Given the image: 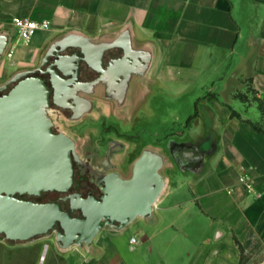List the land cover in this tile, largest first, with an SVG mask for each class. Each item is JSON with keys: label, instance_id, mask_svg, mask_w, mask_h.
Instances as JSON below:
<instances>
[{"label": "crops", "instance_id": "0c3cea01", "mask_svg": "<svg viewBox=\"0 0 264 264\" xmlns=\"http://www.w3.org/2000/svg\"><path fill=\"white\" fill-rule=\"evenodd\" d=\"M16 16L48 19L51 27L4 55L0 84L37 67L69 34L95 45L118 43L114 58L125 55L120 44L128 45L132 55L110 73L115 81L82 88L89 106L79 121L103 122L101 137L110 140L101 151L121 146L109 157L123 177L121 168L132 174L145 149L165 158V187L153 213L137 217L134 232L114 229L92 260L83 255L76 264L264 262V132L252 124L264 128V0H0V33H12L9 41ZM53 118L76 143L96 137L74 134L73 121L57 112ZM148 133L154 140L144 139ZM38 246L0 237V264H38ZM66 264L75 262L68 256Z\"/></svg>", "mask_w": 264, "mask_h": 264}, {"label": "water", "instance_id": "95a60500", "mask_svg": "<svg viewBox=\"0 0 264 264\" xmlns=\"http://www.w3.org/2000/svg\"><path fill=\"white\" fill-rule=\"evenodd\" d=\"M10 36L8 31L0 33V62ZM120 45L125 55L106 64V53L118 43L95 45L88 37L69 34L51 45L37 67L0 84V233L5 239L26 242L55 232L65 249L91 243L104 226L121 230L153 213L165 187V158L150 149L134 161L130 177L117 171L106 175L101 198L71 192L64 197L70 200V209H65L60 201L23 197L72 189L81 157L74 137L54 131L52 105H65L71 97L79 104L75 91L87 86L80 85L83 63L101 77L122 67L132 52ZM74 210L81 215L74 216Z\"/></svg>", "mask_w": 264, "mask_h": 264}, {"label": "flooded vegetation", "instance_id": "af4514ba", "mask_svg": "<svg viewBox=\"0 0 264 264\" xmlns=\"http://www.w3.org/2000/svg\"><path fill=\"white\" fill-rule=\"evenodd\" d=\"M72 51L73 50H70V52ZM110 51L111 49L105 55V63H108L112 58L115 57L111 56ZM101 74L102 73L96 69L87 68L83 63L80 73V85L88 86L91 83L103 80L104 78H108V80L115 81V79L110 77V73H108L105 77H101ZM126 80L127 78L125 77L119 79V81L122 83ZM79 87L80 88L75 91V96L78 98L79 104L75 102V97H71L68 101H63L65 105L60 106L56 103H53L52 105L58 114L63 115L69 121L81 120V118L86 114L85 109H87V107L89 106V102H87L83 98L81 86ZM63 130L64 128L58 122L54 125V131L60 132ZM120 147V145L115 144L111 149L106 151L107 153L105 152L106 156H104V159L103 157L99 156L102 151L96 150L95 163L90 160V157L85 158L84 156H82V153L80 154V152L77 150L79 156L81 157V161L77 162L76 164L75 182L69 192L61 193L58 191H47L42 193L41 195H24L23 197L33 198L37 201H60L63 208L65 209H70V200H65L64 197L71 192L80 191L84 196L94 194L98 198H101L103 195L102 188L105 186L103 178L109 173L115 171L113 164L110 162L109 154H111V150L119 149ZM72 214L74 216L81 215V210H74L72 211Z\"/></svg>", "mask_w": 264, "mask_h": 264}, {"label": "rangeland", "instance_id": "374dc122", "mask_svg": "<svg viewBox=\"0 0 264 264\" xmlns=\"http://www.w3.org/2000/svg\"><path fill=\"white\" fill-rule=\"evenodd\" d=\"M247 96L250 97V100H256L257 99L255 91H253L251 89H248ZM71 123L72 124H71L70 128H68V127H66V128H68L70 131L74 132V134H81V136L86 134L85 137L96 136V137H93L92 141L88 142V143L85 142L86 140L82 139V138L77 140V150L79 152H81L85 158L90 157V160L92 162L96 161V159L94 157V151L95 150L101 151V148H105L106 144L110 140L109 139L110 135H108V134L103 136L104 139H102V137H101V135H102L101 130L104 129V128H102L103 122L102 121L94 122L93 119L87 118L83 121H73ZM144 136H145L144 139H146V140H147V138H149V140H152L154 138L149 133L145 134ZM85 137L83 136V138H85ZM113 137H115V136H113ZM98 142H100V144ZM127 142L130 144L136 145L135 141L127 139ZM87 145H88V148H87ZM140 145H139V147H140ZM139 150H140V148L135 149L134 151H131V152L129 151L127 153V155H135V154H137V152ZM102 152H105V151L103 150ZM112 159H113V161L114 160L120 161V162L125 161V163H130L133 158L128 156L127 159H123V158H118V156L116 157L113 155ZM116 167H114V168H116ZM121 170L127 177L128 176L130 177V175H131L130 170L127 171V168H125V167L121 168ZM138 219H140V218H138ZM132 224H134V223L132 222L128 225V227H129L128 231L133 230L132 232H134L136 230L132 228V226H131ZM114 229L115 228H112L110 226H104L99 231V233L95 236V239H93L94 240L93 244H92V242L91 243H84L82 246L78 245V244H73L69 248H65V249L59 245V243L56 239V233L55 232L50 236H46V237L42 236V237H39L35 240H30V241H32V242L36 241L39 243L38 250H37L38 264L40 263L44 248L46 249V251H45L46 259L42 260L43 264H66V259L68 256L70 257V262L71 263L75 262V264H76L78 261L82 260L83 255H87L86 256L87 260H92V258L90 259L89 257L93 256L95 254V252L98 250L97 247L101 246L100 241L102 239H104V237L106 235H108V233H112L111 231H115ZM0 237L5 239L4 235L1 233H0ZM5 240H7V239H5ZM16 242H18V241H16ZM243 257H246V255L243 254Z\"/></svg>", "mask_w": 264, "mask_h": 264}, {"label": "built area", "instance_id": "2783aa9c", "mask_svg": "<svg viewBox=\"0 0 264 264\" xmlns=\"http://www.w3.org/2000/svg\"><path fill=\"white\" fill-rule=\"evenodd\" d=\"M50 27H51V22L48 19L37 20L30 17H22V16L14 17L12 20V28L16 37L13 38L12 41H9L5 51V55L9 57L13 56L15 52L16 43L18 41L29 43L37 30L48 29ZM242 180H244V177H242ZM135 240H136L135 237H131V241H135ZM261 264H264V262H262Z\"/></svg>", "mask_w": 264, "mask_h": 264}, {"label": "trees", "instance_id": "16d2710c", "mask_svg": "<svg viewBox=\"0 0 264 264\" xmlns=\"http://www.w3.org/2000/svg\"><path fill=\"white\" fill-rule=\"evenodd\" d=\"M236 95L238 97L243 98V99L246 98V96L244 95V93H242L240 91H238L236 93ZM260 108H261L262 112L264 113V103L260 102ZM233 114L238 115V113L236 111H233ZM252 124L255 127V129H257V130H259L261 132H264V128L259 123L252 122Z\"/></svg>", "mask_w": 264, "mask_h": 264}, {"label": "bare ground", "instance_id": "6f19581e", "mask_svg": "<svg viewBox=\"0 0 264 264\" xmlns=\"http://www.w3.org/2000/svg\"><path fill=\"white\" fill-rule=\"evenodd\" d=\"M137 72H139V71H137ZM87 147H88V145H87ZM103 159H104V158H103ZM103 159H102V160H103ZM44 258H45V256L43 255L41 259L43 260Z\"/></svg>", "mask_w": 264, "mask_h": 264}]
</instances>
